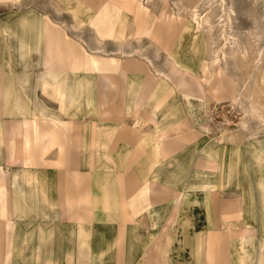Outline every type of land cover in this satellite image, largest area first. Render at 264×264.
<instances>
[{
	"label": "crops",
	"instance_id": "0c3cea01",
	"mask_svg": "<svg viewBox=\"0 0 264 264\" xmlns=\"http://www.w3.org/2000/svg\"><path fill=\"white\" fill-rule=\"evenodd\" d=\"M48 1L0 0V264H264V140L208 121L206 95L237 94L204 81L208 43L182 70L150 9L63 0L99 39L84 49L118 48L92 56Z\"/></svg>",
	"mask_w": 264,
	"mask_h": 264
},
{
	"label": "rangeland",
	"instance_id": "374dc122",
	"mask_svg": "<svg viewBox=\"0 0 264 264\" xmlns=\"http://www.w3.org/2000/svg\"><path fill=\"white\" fill-rule=\"evenodd\" d=\"M59 1H60V29L64 33L65 37L72 41L69 49L74 50L76 47H81V46L84 49L86 45L85 42L88 40L91 41L92 43L97 42V40L99 39L96 40L95 38L97 36L95 35L96 33L95 30H93L94 34L77 32L78 27H75L74 23H76V25H79V26H83L87 24L89 25V20H86V23L81 25V23L79 22V19H77L76 17V14L72 12L73 9L75 8L72 6L74 2H72L71 6H69L67 5L66 1H63V0H59ZM223 1L224 3H226L225 5L227 8L232 7L235 10V14L232 15L233 27H234L233 29L241 37L244 44H246L248 47H251L250 48V52L252 55L251 60H253L257 51L261 47H263V43L258 44V42L255 41V38L254 39L252 38V40L248 39L247 38L248 36H246V34H243V33H245L246 31H252L256 29L255 20H259V21L262 20L260 21V23L262 25L264 24V0H223ZM223 1L222 0H197V1L196 0H145V4L149 3L148 5H149V8L152 14L159 17V18L158 17H155V18L159 19L160 21L159 25L161 28L167 25L168 28L169 27L174 28L175 30L178 31L180 28V23L183 24L187 20H190L192 17L190 16L191 12L190 14H188L189 11L188 12L186 11V14L184 12L181 13L178 10L179 8H183V7L191 8L194 6H199L200 13L198 14L199 15L201 14V16L203 15L206 17L212 14L213 16L212 22L214 26H217L216 23L218 21L216 19H218L221 13V10H222L221 5L223 4L222 3ZM75 2L82 9L87 8L83 0L80 2H77V1ZM50 4L51 3L49 1L46 2V0H31L29 6H33V7L36 6L38 9L40 8L41 11L44 10L45 12V10L50 11L49 10ZM79 7L75 9H79ZM94 13L95 11L94 12L92 11L91 13L92 17ZM215 14L217 15V18H215L216 17ZM88 16L89 14H87V16H85L84 18L91 17V16L90 17ZM171 17H174V19L170 20ZM129 18L131 21H133V24L134 22L136 23V20L134 21L135 17L132 14L129 16ZM52 19H55V18H52ZM134 27L136 28V26ZM217 30L220 31V29L216 27V30H215L216 33L210 34L209 32H206L205 34L206 38L208 37L207 43L210 48L209 55L211 59H210V62H208V64L214 63V51L222 47V44H223V40H220L219 34H217L218 33ZM178 37L179 36L177 35V38L173 43L174 45ZM138 41L139 40H136V39H130V43L127 44L126 51L130 52V51L136 50L138 51V53L133 54V56H138L142 53V50H143V52L145 53L149 52L150 55H152L153 53L157 55L158 53L160 56H162L163 60L164 58H167L165 55V52L163 50L162 52H160L159 48L155 44H154L155 47L153 48V46L151 45L152 43L149 40L148 41L145 40V42L143 41V43H139ZM141 46L143 47L142 50L140 48ZM60 48L62 51L60 52V57L65 58L63 54L64 46ZM128 48H131V49H128ZM117 49H114V48L105 49L104 48V49H95V50H88V49H84V50L88 52L89 55H92V56L100 55L101 56V55H107V54L111 55L112 53L117 54ZM123 56H126V55H123ZM184 60L196 61L192 59L190 55L186 56ZM72 62L73 60H69L63 68L68 69L69 66L71 67ZM221 63L223 64V68L221 67ZM221 63H218L221 70H219L212 77V79L215 78V82H214L215 86L211 87L210 90L218 87L219 85H222V87L220 88H223V90L226 93L234 92L235 94V92L237 91V88L240 85L244 84V82H247L249 78L251 77V75L253 74V70H254L253 62L251 61L250 63L251 67H250L248 66V63H246L244 60L238 57L235 59L231 58V60L229 59L226 63L223 61ZM166 67H169V65H166ZM225 69H226V72H225ZM261 69L262 70L260 71L259 76L262 77L264 81V62L262 63ZM217 74H220V75H217ZM204 78L209 80V75L205 74ZM171 82L173 81L171 80ZM174 87H175V84H174ZM205 87H207L206 83H205ZM260 88L262 89V92L258 94L257 106L260 109L259 114L260 113L263 114L262 116L264 117V86L262 85L260 86ZM205 97L208 98V101H209L208 103L210 104L209 110L207 113L208 121L213 122L215 123V126H218L217 129H218V133L220 134L219 140H221V138L222 139L224 138L225 139L224 141H231L232 138L235 136L237 137V141L246 147H248L249 139L252 137L257 138L259 140H264V122H262V120H260L258 116L251 114L250 109L247 108L249 106L247 105L246 102H245L246 104L244 103L245 104L244 106H240V105H233L228 100H222L219 102H215L212 99H210L208 95H206ZM209 131L211 130L209 129Z\"/></svg>",
	"mask_w": 264,
	"mask_h": 264
},
{
	"label": "bare ground",
	"instance_id": "6f19581e",
	"mask_svg": "<svg viewBox=\"0 0 264 264\" xmlns=\"http://www.w3.org/2000/svg\"><path fill=\"white\" fill-rule=\"evenodd\" d=\"M124 1H126V3L128 4L127 5L128 7L130 6L131 8H135L138 11V14H141L142 12L147 13V10L150 9L148 5L149 3L145 4V0H118L120 4H123ZM222 3L223 4L221 5L222 6L221 13L218 19H216L218 21L217 22L218 24L216 23L217 26H214L212 22V17H213L212 14L209 15L208 17L203 15L202 17L201 14L200 15L198 14L200 13L199 6H194L191 8L188 7L179 8L178 10L181 13L184 12L186 14V11L187 12L189 11L188 14H190L191 12L190 16L192 17L190 20H187L185 23L183 24L180 23V28L178 30L179 37L175 42V45H173L172 50L169 52V56L171 57V59H173L176 62V66L180 67L182 70H184L185 66L181 63L183 62L184 58L188 55H190L192 59L199 62L201 56L204 57L206 53V43H207V41L205 42L206 32H209L210 34L216 33L215 30L216 27H218L220 31L217 30L218 31L217 34H219L220 40H223V44L222 47L219 46L220 48L214 51V63L207 65L209 80L208 79H204V80H206L207 84L209 85L211 84L210 82L212 77L219 70H221L218 63H221L222 61L226 63L229 59L231 60V58L235 59L240 57L242 60L248 63V66L250 67H251L250 63L252 61L254 65L253 74L251 75V77L247 82H244V84L239 86V89L237 90V94L235 98L231 100V103L233 105H240V106H244L247 103V105L249 106L247 108L250 109L251 114L258 116L259 119L262 120V122H264V117L262 116L263 114L261 113L259 114L260 109L257 106L258 94L262 92L260 86L262 85L264 86L263 83L264 81L262 77L259 76L260 71L262 70L261 69L262 63L264 62V24L262 25L260 23V21L262 20L260 21L255 20L256 29L252 31H246L245 33H243L246 34V36H248L247 37L248 39L252 40V38L253 39L255 38V41H257L258 44L263 43V47H261L257 51L254 59L251 60V56H252L250 52L251 47H248L246 44H244L241 37L233 29L234 27H233L232 15L235 14V10L232 7L227 8L225 5L226 3H224V1ZM215 16L214 17L217 18L216 14ZM173 19L174 17H171L170 20ZM216 66H219L218 69L216 68Z\"/></svg>",
	"mask_w": 264,
	"mask_h": 264
}]
</instances>
